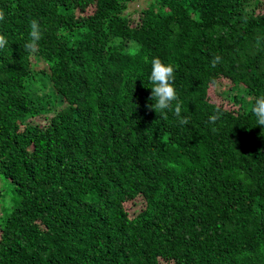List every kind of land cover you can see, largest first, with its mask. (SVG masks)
Instances as JSON below:
<instances>
[{
    "label": "trees",
    "instance_id": "16d2710c",
    "mask_svg": "<svg viewBox=\"0 0 264 264\" xmlns=\"http://www.w3.org/2000/svg\"><path fill=\"white\" fill-rule=\"evenodd\" d=\"M0 9V264H264V131L251 112L263 2ZM32 20L42 38L26 49ZM153 57L175 66L188 124L146 107ZM219 79L236 108L210 100Z\"/></svg>",
    "mask_w": 264,
    "mask_h": 264
},
{
    "label": "clouds",
    "instance_id": "9594fccd",
    "mask_svg": "<svg viewBox=\"0 0 264 264\" xmlns=\"http://www.w3.org/2000/svg\"><path fill=\"white\" fill-rule=\"evenodd\" d=\"M6 19V12L0 9V22ZM29 41L25 44L26 49H35L42 38V29L37 20L30 22ZM9 45L8 38L0 33V50ZM139 47V46H137ZM147 60V58H145ZM220 61V57H214L212 66L215 67ZM151 71L148 76L151 84V92L148 99L152 101L146 105L149 110H154L158 115L167 119L168 112H172L181 126L189 123V119L182 115V102L175 87V66L171 63H164L159 57H153L150 61ZM252 114L256 118V125L261 126L264 131V95L257 96L252 108ZM222 111L218 107L213 115L209 117L210 122L215 123L222 116Z\"/></svg>",
    "mask_w": 264,
    "mask_h": 264
},
{
    "label": "rangeland",
    "instance_id": "374dc122",
    "mask_svg": "<svg viewBox=\"0 0 264 264\" xmlns=\"http://www.w3.org/2000/svg\"><path fill=\"white\" fill-rule=\"evenodd\" d=\"M260 1L264 3V0H260ZM252 3L254 2L252 1ZM229 86H230V82L221 79H219L216 83L211 84L209 90L210 100L212 102L222 104L226 108H236L237 105L233 104L232 97L230 96L231 92L233 91L229 89ZM45 119L46 118L44 116H38L32 119L31 121L32 123L43 125L46 121ZM142 199H143L142 197L139 198L135 203L136 205L134 204L133 206H131V210L134 209V207H138L137 205H141Z\"/></svg>",
    "mask_w": 264,
    "mask_h": 264
}]
</instances>
